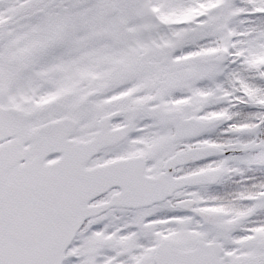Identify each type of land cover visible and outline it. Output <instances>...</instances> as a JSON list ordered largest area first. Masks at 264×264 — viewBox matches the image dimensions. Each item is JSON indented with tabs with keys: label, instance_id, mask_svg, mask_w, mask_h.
Segmentation results:
<instances>
[{
	"label": "snow or ice",
	"instance_id": "obj_1",
	"mask_svg": "<svg viewBox=\"0 0 264 264\" xmlns=\"http://www.w3.org/2000/svg\"><path fill=\"white\" fill-rule=\"evenodd\" d=\"M0 264H264V0H0Z\"/></svg>",
	"mask_w": 264,
	"mask_h": 264
}]
</instances>
